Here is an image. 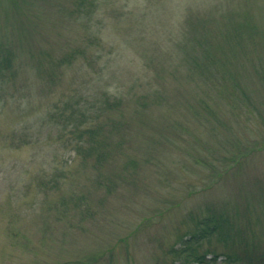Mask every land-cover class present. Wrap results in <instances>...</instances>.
<instances>
[{"label": "rangeland", "instance_id": "obj_1", "mask_svg": "<svg viewBox=\"0 0 264 264\" xmlns=\"http://www.w3.org/2000/svg\"><path fill=\"white\" fill-rule=\"evenodd\" d=\"M0 57V264H264V0H0Z\"/></svg>", "mask_w": 264, "mask_h": 264}, {"label": "trees", "instance_id": "obj_2", "mask_svg": "<svg viewBox=\"0 0 264 264\" xmlns=\"http://www.w3.org/2000/svg\"><path fill=\"white\" fill-rule=\"evenodd\" d=\"M8 59H7V57H4V58H2V57H0V72H4L5 70H6V68H9V65H8V61H7ZM79 116V115H78ZM81 116V118H79L78 119V121L75 119V118H77L76 116H74L73 115V113L71 114V116H70V120L71 121H68V122H70V124L71 123H73L74 125L73 126H75V127H78V125L79 124H82V122H83V119H85V112L83 111V115L81 114L80 115ZM66 119L68 120V117H66ZM88 132V131H87ZM89 134H90V137H92L93 135V129H92V131H90L89 132ZM88 152H92V151H88ZM86 156H89V155H87L86 154ZM217 222V223H216ZM216 222L214 223V222H212L211 220H202V221H200V223L199 224H207V226H204L203 228H201V229H199V230H196V231H194L193 232V234H191L190 235V238L189 239H186V241H183V240H185V239H183L182 241L184 242V244L185 243H187L188 241H190V240H198L199 238H202V237H204L205 235H208V234H211L212 232H214L216 229H218V228H220L221 227V225H222V221H218V220H216ZM187 246H189V245H187ZM177 248V247H176ZM189 247H187L186 249H176L179 253L178 254H181V253H183V251L184 250H187ZM175 250V249H174ZM205 255L206 254H204V255H201V253H197L196 251H191L189 254H188V259H187V261H191V260H193V261H197L198 263H200V262H204V259H205ZM189 256H191V257H189ZM218 254H214V256L212 257V259L213 260H216L217 258H218ZM181 257V256H180ZM237 257H236V255L235 254H232V253H230V254H227L226 256H225V260H227V261H233V260H235ZM179 261L181 262V263H179ZM186 262V258H179L178 257V260H175L172 264H184Z\"/></svg>", "mask_w": 264, "mask_h": 264}]
</instances>
